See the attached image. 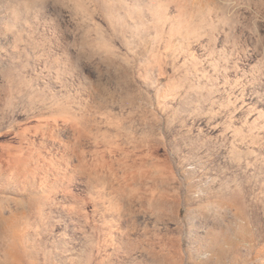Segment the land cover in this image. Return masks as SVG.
Listing matches in <instances>:
<instances>
[{
    "label": "rangeland",
    "instance_id": "1",
    "mask_svg": "<svg viewBox=\"0 0 264 264\" xmlns=\"http://www.w3.org/2000/svg\"><path fill=\"white\" fill-rule=\"evenodd\" d=\"M0 264H264V0H0Z\"/></svg>",
    "mask_w": 264,
    "mask_h": 264
}]
</instances>
